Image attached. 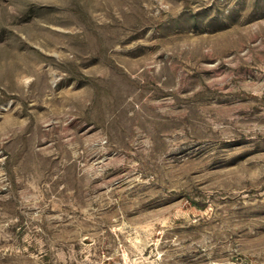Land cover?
I'll use <instances>...</instances> for the list:
<instances>
[{"label":"rangeland","instance_id":"1","mask_svg":"<svg viewBox=\"0 0 264 264\" xmlns=\"http://www.w3.org/2000/svg\"><path fill=\"white\" fill-rule=\"evenodd\" d=\"M0 264H264V0H0Z\"/></svg>","mask_w":264,"mask_h":264}]
</instances>
